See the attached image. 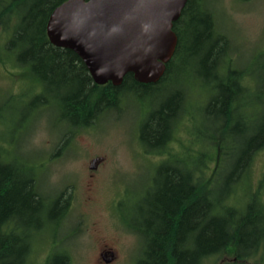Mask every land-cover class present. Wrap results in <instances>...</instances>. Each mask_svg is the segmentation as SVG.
Returning <instances> with one entry per match:
<instances>
[{"label": "trees", "instance_id": "obj_1", "mask_svg": "<svg viewBox=\"0 0 264 264\" xmlns=\"http://www.w3.org/2000/svg\"><path fill=\"white\" fill-rule=\"evenodd\" d=\"M63 1L0 0V29L11 28L10 37L0 41V59L10 56L40 82L52 86L55 93L67 92L60 110L72 123V132L115 106L120 96L166 85L179 56L188 54L189 60L197 58L202 65L215 68L213 79L205 83L216 91H211L202 107V116L215 126L211 125L214 131L203 141L210 144L209 149L220 151L222 165L214 177L204 181L200 157L205 151L195 161L170 153L156 167L149 190L138 202L137 220L125 224L140 241L134 264H212V257L225 251H231L235 259L229 264H245L257 250H264V202L258 193L246 194L245 202L228 200L246 174L254 152L264 146V51L257 57L263 59L261 63L254 68L249 63L245 68L255 81L250 87L243 82L244 69H222L230 42L216 28L212 12H199L204 9V0H187L173 24L177 35L174 54L156 83H139L128 73L119 86L110 82L97 85L72 50L56 47L48 39L47 20ZM190 37L194 46L189 48ZM185 87L146 112L140 139L158 147L149 152L163 153L167 147L176 116L187 103ZM237 127L241 128L240 138L234 136ZM221 174H227L222 184L225 189L217 194L214 184ZM68 206V198L61 195L47 201L33 170L0 153V264H31L33 236L48 223L57 226ZM69 261V255L62 251L47 255L41 264Z\"/></svg>", "mask_w": 264, "mask_h": 264}, {"label": "rangeland", "instance_id": "obj_2", "mask_svg": "<svg viewBox=\"0 0 264 264\" xmlns=\"http://www.w3.org/2000/svg\"><path fill=\"white\" fill-rule=\"evenodd\" d=\"M203 6L199 12H212L216 28L230 42L222 69H244L243 82L254 86L253 75L245 68L249 63L254 68L263 61L257 57L264 51V0H204ZM10 35L11 28L0 29L1 42ZM187 42L189 48L194 46L191 37ZM189 57H178L166 85L147 93L128 92L88 126L72 132V123L62 117L60 110L67 92L55 93L27 67L2 56L0 153L15 157L33 170L38 189L47 201L60 195L69 200L59 224L48 223L33 236L31 264H41L47 255L62 251L69 255V264H134L140 241L125 224L137 220L138 202L143 200L156 167L166 156L179 154L195 161L205 151L200 157L202 180L215 176L222 165L220 151L209 149L210 144L203 141L212 135L211 125L215 124L202 116V107L211 91H216L205 83L213 79L215 68ZM182 87L186 88L187 103L176 116L167 147L163 153H151L158 147L150 140L142 142L141 122L146 112ZM241 135L237 127L234 136ZM227 174L219 175L214 184L217 194L225 189L222 184ZM250 192L258 193L264 202V146L254 152L246 174L228 200L245 202ZM233 260L232 252L225 251L210 262L229 264ZM245 264H264V250H257Z\"/></svg>", "mask_w": 264, "mask_h": 264}, {"label": "water", "instance_id": "obj_3", "mask_svg": "<svg viewBox=\"0 0 264 264\" xmlns=\"http://www.w3.org/2000/svg\"><path fill=\"white\" fill-rule=\"evenodd\" d=\"M186 2L65 0L49 15L46 33L51 44L81 59L94 84L119 86L128 73L152 84L174 54L173 24Z\"/></svg>", "mask_w": 264, "mask_h": 264}, {"label": "flooded vegetation", "instance_id": "obj_4", "mask_svg": "<svg viewBox=\"0 0 264 264\" xmlns=\"http://www.w3.org/2000/svg\"><path fill=\"white\" fill-rule=\"evenodd\" d=\"M169 61H170V60H169ZM169 61H168V62H169ZM168 62H167V63H168ZM167 63H166V65H167ZM165 69H166V68H165ZM132 76H133V75H132ZM132 78H133V77H132ZM133 79H134V78H133ZM134 80H135V79H134ZM135 81H136V80H135ZM142 84H143V83H142ZM90 189H91V187H90V186H88V189H87V190H88V192L90 191Z\"/></svg>", "mask_w": 264, "mask_h": 264}]
</instances>
